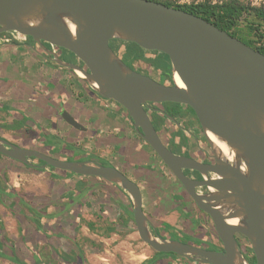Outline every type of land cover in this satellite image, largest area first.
Wrapping results in <instances>:
<instances>
[{
  "label": "water",
  "instance_id": "obj_1",
  "mask_svg": "<svg viewBox=\"0 0 264 264\" xmlns=\"http://www.w3.org/2000/svg\"><path fill=\"white\" fill-rule=\"evenodd\" d=\"M1 36L30 38L49 60L71 69L96 95L127 111L137 134L212 219L222 247L209 249L158 235L144 211L141 187L116 166L56 157L1 136L0 154L29 166L116 184L130 199L140 239L154 252L202 264H251L237 239L240 234L250 242L256 264H264L262 52L199 15L154 0H0ZM113 40L168 55L172 83L133 69L113 48ZM58 49L74 54L75 62L62 58ZM168 102L192 108L213 163L176 153L164 142L147 109ZM60 115L74 128L87 129L66 108ZM187 169L203 178L193 179ZM205 186L208 192L198 191Z\"/></svg>",
  "mask_w": 264,
  "mask_h": 264
},
{
  "label": "crops",
  "instance_id": "obj_2",
  "mask_svg": "<svg viewBox=\"0 0 264 264\" xmlns=\"http://www.w3.org/2000/svg\"><path fill=\"white\" fill-rule=\"evenodd\" d=\"M5 38L0 37V136L18 144L12 138L15 137L14 132H22L23 129L36 130L38 138L41 134L55 135L58 132V136L66 138L63 135H68L75 141H79L80 133L99 135L95 144L102 150L98 151L100 155L97 151L92 153L87 146L81 152L77 149L80 154L83 153L82 157L85 160L92 157L93 160L106 161L123 169L127 175L130 172L123 165L135 161L141 175L130 177L138 178L142 183L140 187L145 213L153 226L160 222L173 226L171 219L166 218L167 211L174 207L181 212L186 210L179 208L168 186L155 183L158 178L156 172L162 169L161 160L151 152L148 145H144L146 143L135 131L125 111L122 108L115 110V107L104 102L105 99L96 95L72 70L52 63L43 54L41 47L32 41H6ZM62 108H66L88 130L81 131L69 125L60 115ZM103 151L109 154L108 158ZM0 166L1 169L6 168L8 182L18 192L37 200L50 198L56 203L66 201L67 209L80 204L81 214L85 215L87 222L103 227V231L105 225L118 222L123 213L127 216L132 211L128 195L122 189L102 182L100 178L62 174L52 169L44 172L24 170L18 161L3 154H0ZM2 178L1 175L0 180ZM0 207L3 221L11 223L13 213L8 209L5 199H0ZM99 219L101 223H97ZM75 220L74 217L72 221ZM83 228L86 233L85 228L90 230L87 224ZM119 229L117 232L125 230L124 227ZM99 231L100 228L95 232L98 234L94 235L98 236L101 233ZM208 240L215 244L214 239Z\"/></svg>",
  "mask_w": 264,
  "mask_h": 264
},
{
  "label": "trees",
  "instance_id": "obj_3",
  "mask_svg": "<svg viewBox=\"0 0 264 264\" xmlns=\"http://www.w3.org/2000/svg\"><path fill=\"white\" fill-rule=\"evenodd\" d=\"M163 2L169 6H174L180 9H184L190 13L199 15L221 29H224L231 33L233 36H236L243 40L248 45L252 46L256 50H259L264 54V6L253 7L250 5H246L240 0H229L222 2H213L211 0H204L200 2H192V3H177L173 0H154ZM250 15H254L252 21L249 19ZM250 21L247 25L248 32L253 34V38L246 39L244 37L239 36L235 32V28L242 21ZM17 41V40H13ZM29 41H32L29 38ZM115 42H119L116 44ZM36 44V43H35ZM39 46L38 44H36ZM111 45L113 48L121 55V57L127 62L133 69L140 72L134 66V62L139 59H143L148 62L149 65H153L158 68L162 73L171 74V64L168 55L162 53L160 51H148L137 45L133 42H126L121 40H113L111 41ZM122 47L123 52H120ZM59 55L68 60L75 62L74 54L70 53L64 49H58ZM43 54L46 56V53L42 50ZM69 55L70 58H65V55ZM47 57V56H46ZM48 58V57H47ZM51 61V60H50ZM55 65V62L51 61ZM58 66V65H57ZM69 69V68H67ZM71 70V69H69ZM148 73V72H146ZM149 75V73H148ZM166 109V113L171 115L173 118H183L185 112L182 108H186L192 115H195L194 111L191 107L179 104V103H164ZM128 118L129 114L125 111ZM197 119V117H196ZM131 120V119H130ZM157 120V118H156ZM155 118L153 121L156 125V128L160 130V126L157 123ZM198 120V119H197ZM191 124L193 122L189 121ZM37 130L40 129L37 127ZM41 131V130H40ZM181 131V130H179ZM180 135L179 132L174 134V136ZM44 138L43 141L48 140L50 143H46L47 145H53L54 147L63 145H69V147H73V156L72 157H64V159H75V160H85L82 157L83 153L78 152V148L74 143H64L63 139L57 136H53L50 134L42 135ZM179 138L184 139V135H181ZM172 143H174V139H172ZM59 141V142H58ZM143 141V140H142ZM64 143V144H62ZM53 147V148H54ZM150 147V146H149ZM152 153L156 155V153L150 147ZM63 158L61 156H58ZM156 157L160 160V158L156 155ZM21 167L24 170H34L37 172H44L45 169L36 166H29L24 163L19 162ZM42 162L39 161L38 164ZM101 164H106L105 162H100ZM164 164V163H163ZM165 166V165H164ZM2 167L0 166V169ZM165 168H167L165 166ZM50 169L54 171H58L62 174L73 175V173L59 170L53 167ZM167 170L172 173L168 168ZM3 178L0 180V199H5L7 202V206L11 209L14 216H16L18 220V224L20 226V237L18 239H12L5 236L4 230L0 228V259H3L6 262L15 263V264H87L86 257L84 255L83 246L77 239V232L80 229V225L82 224V214H81V206L78 204L73 209L65 208L66 204H58L56 202H52L50 198H44L37 200L36 198L29 197L21 192H18L14 189L8 182V177L6 174V168L0 170V177ZM173 175V174H172ZM174 176V175H173ZM87 177V176H85ZM93 179H97V177H90ZM104 183H110L109 181L102 179ZM116 188H119L116 184L110 183ZM120 189V188H119ZM172 196V195H171ZM175 198V202L180 205L178 198ZM62 200V198H61ZM62 202V201H61ZM82 204V203H81ZM23 206L28 207L29 213L26 214ZM65 209L68 211H63ZM79 212H78V211ZM183 213L188 217V215H194L190 209L183 207ZM188 213V214H187ZM125 216L119 218V221L112 222L110 225H105V229L102 232L103 234L108 235L109 232H117L120 230L119 228L124 227L125 230L136 229L135 221L133 218V212L130 210ZM73 216L76 218L75 221H72ZM131 222V223H130ZM0 223H2L0 221ZM87 226L92 231H98L100 228L95 223L87 222ZM155 224V223H154ZM154 227L157 230V234L164 238H172L179 239L186 242L193 243L195 245L203 246L202 243H207L211 247L209 249H221V247L216 246L215 244L208 240L209 236L201 241L199 238H195L193 236L186 235L174 228L172 225L166 222H160L159 224H155ZM101 227L100 229H102ZM123 231V230H122ZM214 233L217 236V233ZM218 237V236H217ZM245 238V237H244ZM207 240V241H206ZM43 241L45 245H48L50 248L51 258L48 260L43 253L40 251L39 243ZM248 241V240H247ZM249 242V241H248ZM90 243L94 246L96 245L94 241H90ZM208 248V247H207ZM243 253L250 261L251 264H256L255 255L251 248ZM142 264H202L195 260L188 259L183 256H179L174 253H158L155 252L154 257L144 261Z\"/></svg>",
  "mask_w": 264,
  "mask_h": 264
},
{
  "label": "rangeland",
  "instance_id": "obj_4",
  "mask_svg": "<svg viewBox=\"0 0 264 264\" xmlns=\"http://www.w3.org/2000/svg\"><path fill=\"white\" fill-rule=\"evenodd\" d=\"M177 3H192V2H200V1H204V0H173ZM213 2H222V1H229V0H211ZM241 2L245 3L246 5H250L253 7H260V6H264V0H240ZM249 19L252 21L254 18V15H250ZM251 23L250 21H242L238 24V26L235 28V32L241 36L244 37L246 39L249 38H253V34L248 32V28L247 25ZM7 37H11L12 40H17V41H24L22 39L18 40L16 39L14 36H7ZM29 40V39H27ZM116 44H119V42H115ZM120 52L122 53V47L120 49ZM134 66L139 69L142 72H148L152 77H154L155 79H160L162 78V72L156 68L153 65H149L148 62H146L143 59H139L136 60L134 62ZM108 101V100H107ZM108 104L117 106L115 103H109ZM157 118V122L158 124L161 125V128H163L162 130H167L169 133H171L172 131H175V126L171 125L170 122L165 121L164 119H158ZM191 119H193V123L191 124L188 118H180L177 121L179 123H187L191 127V129L193 130L194 134L196 136H198L202 141L203 139V133L201 132L199 125L197 123V121L195 120L194 117H191ZM172 126V127H171ZM31 129V128H30ZM4 130V129H3ZM1 129V131H3ZM15 137H13L12 139L14 141H16L19 145L22 146H26V147H30V148H34V149H39L42 150L48 154L54 155V156H61V157H72L73 156V147H69V145H65L64 143L70 142V143H74L75 146L80 149V150H84L87 146L90 147V149L92 150V153L97 151V154L100 155V153L98 151H102L100 150L101 148H97V145L95 144V141L98 139L96 138L99 135H87V134H81V136L79 137V141H75L73 139V137L68 136V135H63L66 138H62L64 141L63 147L58 146L57 148L54 147L53 145H47L48 143H50L48 140L43 141L44 138L42 137L41 139V135L40 138H38L37 132L34 129L31 130H26L23 129L22 132H14ZM53 136H57L60 138V136H58V132H56V134H51ZM68 137V138H67ZM95 137V138H94ZM38 138V139H37ZM103 138V137H101ZM95 139V140H93ZM104 139V138H103ZM137 139V138H136ZM41 140V141H40ZM179 139L177 138V141ZM93 141V143H91ZM166 141V140H165ZM59 142V141H58ZM167 142V141H166ZM47 143V144H46ZM52 144V143H50ZM98 144V143H97ZM146 145V144H144ZM194 145L193 140L190 138V147L192 148ZM92 146V147H91ZM54 147V148H53ZM90 150V151H91ZM96 153V152H95ZM104 154V156L106 158L109 157V154H107L106 152H102ZM33 163L38 164L39 161L33 159L32 160ZM116 163H118V160H115ZM114 161V162H115ZM162 164V169H160V171L162 172V175L164 176V181L167 184H175L178 185V181L175 179V177L172 175V173H170L167 168H165L163 162H160ZM130 175L132 176V173H130ZM155 183H158V180H156ZM61 203H65V202H58V204ZM119 204V202H118ZM1 208V207H0ZM179 208H182L181 206ZM8 209L11 211V209L8 207ZM23 209L25 211L26 214L29 213V209L27 206H23ZM65 209L62 210V212ZM196 208H194L193 211H195ZM67 211V210H65ZM169 211V212H168ZM166 214V218L171 219V221L174 223V227L176 229H178L179 231L183 232L186 235L189 236H193L195 238H199L201 241H204V239H206L208 236H210L209 238L214 239L215 241V245L222 247V243L219 240V238L216 236V234L214 233V224L211 220L210 217H208L205 213L203 212H199L197 211L196 215H193V217H190L188 215V217L181 212L177 207L174 209H170L168 210ZM12 212V211H11ZM196 212V211H195ZM12 219L10 220L11 223L6 224L3 221L2 218V214H0V221L2 223H0V228H2L4 230L5 236L14 239H18L20 237V226L18 224V220L16 218V216H14V214H12ZM72 219H74V217L70 216ZM91 217V216H90ZM97 218V217H96ZM76 219V218H75ZM97 223H101V219L96 220ZM87 219L85 218V215L82 216V224L80 225V229H78V234H77V239L80 242V244L83 246L84 249V255L86 257V261L87 264H142L144 261L151 259L152 257H154V250L147 245L146 243H144L138 233H137V229H131L129 230H124L122 232H117V233H111L109 232L108 235L103 234V230L100 229L99 235H94V234H98L95 233V231H91L88 230L87 228H85V230L87 231L84 232V228L82 229V227L84 225H86ZM101 228V226H100ZM95 237V238H93ZM90 241H94L96 245H92L90 243ZM245 243L247 245V248H251V244L248 241H245ZM202 245L204 247H208L210 248L211 246L208 245L207 243H202ZM40 246V251L43 253V255L48 259H53L51 258V253H50V248L48 247V245H45V243L43 241H40L39 243ZM248 250V249H247ZM246 250V251H247ZM245 252V250H244ZM15 264V263H10V262H6V261H1L0 260V264Z\"/></svg>",
  "mask_w": 264,
  "mask_h": 264
},
{
  "label": "flooded vegetation",
  "instance_id": "obj_5",
  "mask_svg": "<svg viewBox=\"0 0 264 264\" xmlns=\"http://www.w3.org/2000/svg\"><path fill=\"white\" fill-rule=\"evenodd\" d=\"M58 53H59V50H58ZM68 56H69L68 54L65 55V58H70ZM140 72H142V71H140ZM143 73H145V74L148 75V73H146V72H143ZM158 81L163 82L165 84H171L172 83L171 74H166V73L164 74L163 73L161 80L159 79ZM103 101L106 102V103L107 102L112 103V101H109V100L108 101L107 100L106 101L103 100ZM168 103H170V102H168ZM109 105H111V104H109ZM111 107H115V110L121 109L118 105L117 106L111 105ZM166 109H168V108L165 107V104L164 103L163 104H150L149 105V108L147 109L148 112H149V114H150V116H151V118H152V120H153V118H155V120H156V117H158V119L159 118L162 119V120L164 119L165 121L168 120V122H170L171 125H174L175 126L174 127L175 128V131H172L171 133H169L167 130H162L163 128H161V125L159 124V126H160L159 132H160V134H161L164 142L173 151H175L176 153H180V154H183V155L191 156V157H193V158H195V159H197L199 161H202V162L213 163L215 160H214L212 151H211V149H210L207 141L204 138V135L202 134L203 135V139H204L202 141L198 136H196L194 134L193 130L191 129V127H193V126H190L189 125L190 123L189 124H187V123L182 124V123H179L177 121L180 118H177V119H175V118L174 119L169 118L168 117L169 114H167L166 111H165ZM182 109L184 111H186L183 118L186 117L191 122H193L192 121L193 119H191V117H194L195 120L197 121L198 125H199V128H200L201 132H202L201 126H200L198 120L196 119V117L194 115H192L186 108L183 107ZM156 121H158V120H156ZM87 130H88V128L86 130H84V131H87ZM179 130H181V131H179ZM177 132H179L180 135L174 136V134H176ZM181 135H184L185 140L179 138ZM177 138L179 139L178 141H177ZM190 138L193 140V143H194V145H193L192 148L190 147ZM172 139L175 140L174 143H172V141H173ZM143 143H146V142L143 140ZM146 145H148V144L146 143ZM148 147H149V145H148ZM93 159L94 158L91 157V158H89L87 160H91V161L98 162V163L100 161V160H93ZM100 162H105L106 165H111V164H109L106 161H100ZM115 163H116V161H115ZM120 164H122V161H121ZM125 164L123 165V168H125L127 171H129L130 173H132V176H139V175H141V170H140V168L136 167L137 163L135 161L130 162V163L127 162ZM119 169H121V168H119ZM121 170L123 171V169H121ZM159 171H160V169H159ZM185 172H186V174H188L193 179H202L203 178V175L201 173H199L198 171L188 170L187 169V170H185ZM156 175L158 177V178H156V180H158V183H161V184H164L165 186H168L169 192H172L173 195L176 198H178L179 203H180V205H181L182 208L185 207V204H186V207L188 208V210L190 209L191 211H193L194 208H196V210H195L196 212L195 211L192 212L194 215L197 214V211L202 212L201 210H199L197 208V205L191 200V198L188 196L185 188L176 179L175 176L174 177L178 181V185H175V184H170L169 185V184H167L164 181V176L162 175V172L161 171L159 173L156 172ZM210 175L212 176V173ZM128 176L130 177V175H128ZM133 180H135L139 184V186H142L141 185L142 183H140V179L137 178V179H133ZM198 191L201 192V193H206V192L209 191V189L206 186L205 187H199L198 188ZM190 217H193V216L190 215ZM237 239L239 241V244H240L242 250H245L246 251L247 249H249V248H247L248 243L247 244L245 243V241H247L246 238H244L240 234H237Z\"/></svg>",
  "mask_w": 264,
  "mask_h": 264
},
{
  "label": "bare ground",
  "instance_id": "obj_6",
  "mask_svg": "<svg viewBox=\"0 0 264 264\" xmlns=\"http://www.w3.org/2000/svg\"><path fill=\"white\" fill-rule=\"evenodd\" d=\"M176 80H177V82H178L179 84L182 83L178 76H176ZM223 149H224L225 153H228V150H227V148H226L225 146H223Z\"/></svg>",
  "mask_w": 264,
  "mask_h": 264
},
{
  "label": "built area",
  "instance_id": "obj_7",
  "mask_svg": "<svg viewBox=\"0 0 264 264\" xmlns=\"http://www.w3.org/2000/svg\"><path fill=\"white\" fill-rule=\"evenodd\" d=\"M5 40H6V41H11L12 38H11V37H6Z\"/></svg>",
  "mask_w": 264,
  "mask_h": 264
}]
</instances>
